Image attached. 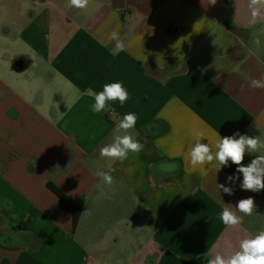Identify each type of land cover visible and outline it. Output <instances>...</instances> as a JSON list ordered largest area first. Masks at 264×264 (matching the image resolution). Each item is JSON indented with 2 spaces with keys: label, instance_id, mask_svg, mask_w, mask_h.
Listing matches in <instances>:
<instances>
[{
  "label": "crops",
  "instance_id": "obj_1",
  "mask_svg": "<svg viewBox=\"0 0 264 264\" xmlns=\"http://www.w3.org/2000/svg\"><path fill=\"white\" fill-rule=\"evenodd\" d=\"M67 4L0 0V264H184L239 250L264 229V190H242L230 162L217 172L187 154L197 134L213 151L237 131L264 139V89L249 86L264 77V19L252 22L248 0ZM112 82L129 99L94 113ZM127 113L143 150L102 158ZM109 166L112 185L95 175ZM48 184L82 199L75 226ZM248 197L255 213L224 225L225 204Z\"/></svg>",
  "mask_w": 264,
  "mask_h": 264
},
{
  "label": "clouds",
  "instance_id": "obj_2",
  "mask_svg": "<svg viewBox=\"0 0 264 264\" xmlns=\"http://www.w3.org/2000/svg\"><path fill=\"white\" fill-rule=\"evenodd\" d=\"M89 3L90 0H68L67 6L84 10L88 8ZM216 3L217 0H210L211 5ZM248 3L251 9L252 22L255 23L264 19V0H248ZM260 34L264 35V28L260 30ZM109 40L115 42L117 53L125 50V43L117 31L110 34ZM253 43L259 47L261 44L259 37L254 38ZM249 86L253 89H264V77L251 79ZM128 99L129 93L121 82L106 83L103 85L102 91L94 94L95 102L92 105V111L94 113L109 111V102L118 100L123 106ZM111 111L114 115V110ZM136 122L135 113L125 114L116 126L117 131H122L124 134L116 135L112 143L101 147L100 156L109 160L123 161L128 158L130 152H141L144 145L137 141L130 131L135 128ZM197 136V141L187 154L188 162L193 167L214 164L218 172L222 168L228 167L229 162H231L237 166L236 172L242 174L243 179L240 182L242 190L251 192L264 190V155H256L246 166L242 163L246 154L264 150V139H261L260 136H249L237 131L231 136L220 137L214 145L215 151H213L208 143L201 142L203 137L200 134ZM113 171L115 169L109 166L108 171L97 169L95 175L100 177L104 183L112 185L114 181L111 173ZM239 179L238 175H229L226 178V183L234 184ZM217 187L223 193L229 196L233 195V187L219 183H217ZM256 207L254 197L243 198L237 202L235 211L231 205L225 204L220 219L224 225L234 228L242 223L243 216H252ZM207 264H264V229L248 238L241 239L239 250L230 255L217 253L214 257L207 259Z\"/></svg>",
  "mask_w": 264,
  "mask_h": 264
},
{
  "label": "trees",
  "instance_id": "obj_3",
  "mask_svg": "<svg viewBox=\"0 0 264 264\" xmlns=\"http://www.w3.org/2000/svg\"><path fill=\"white\" fill-rule=\"evenodd\" d=\"M230 2L231 0H226ZM47 187L56 195L57 201L60 207L67 212H70L72 215V224L73 226L76 225L77 220L80 216L81 209H82V199L81 198H69L62 192H60L56 187L53 185L48 184ZM184 264H207V260L204 257H198L193 261H186L183 260Z\"/></svg>",
  "mask_w": 264,
  "mask_h": 264
},
{
  "label": "rangeland",
  "instance_id": "obj_4",
  "mask_svg": "<svg viewBox=\"0 0 264 264\" xmlns=\"http://www.w3.org/2000/svg\"><path fill=\"white\" fill-rule=\"evenodd\" d=\"M1 11V10H0ZM10 57H12V56H10ZM2 62V58H1V55H0V63ZM260 215H261V218H259V220H260V223H262V224H264V212H261L260 213Z\"/></svg>",
  "mask_w": 264,
  "mask_h": 264
},
{
  "label": "built area",
  "instance_id": "obj_5",
  "mask_svg": "<svg viewBox=\"0 0 264 264\" xmlns=\"http://www.w3.org/2000/svg\"><path fill=\"white\" fill-rule=\"evenodd\" d=\"M231 163V162H230Z\"/></svg>",
  "mask_w": 264,
  "mask_h": 264
}]
</instances>
